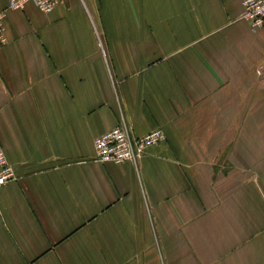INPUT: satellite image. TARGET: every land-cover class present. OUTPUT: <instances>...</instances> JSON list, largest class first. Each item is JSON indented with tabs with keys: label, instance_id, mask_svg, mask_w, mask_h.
<instances>
[{
	"label": "crops",
	"instance_id": "obj_1",
	"mask_svg": "<svg viewBox=\"0 0 264 264\" xmlns=\"http://www.w3.org/2000/svg\"><path fill=\"white\" fill-rule=\"evenodd\" d=\"M241 1L7 12L0 264H264V28ZM121 119L165 136L136 166L95 160Z\"/></svg>",
	"mask_w": 264,
	"mask_h": 264
},
{
	"label": "built area",
	"instance_id": "obj_2",
	"mask_svg": "<svg viewBox=\"0 0 264 264\" xmlns=\"http://www.w3.org/2000/svg\"><path fill=\"white\" fill-rule=\"evenodd\" d=\"M62 0H6L5 10L0 12V47L7 42L5 36V17L8 11L23 10L32 3L40 12L51 13ZM242 18L248 23L250 31L257 33L264 28V0H242ZM165 140L164 133L156 129L144 136L133 138L131 130L123 119L111 131L94 140L95 160L100 163L122 164L129 162L133 166L146 150ZM15 180L14 171L3 150L0 149V189Z\"/></svg>",
	"mask_w": 264,
	"mask_h": 264
}]
</instances>
